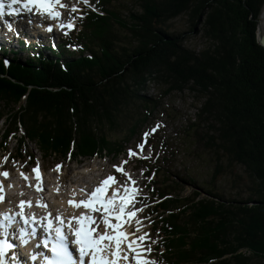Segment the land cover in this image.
Here are the masks:
<instances>
[{
  "label": "trees",
  "instance_id": "1",
  "mask_svg": "<svg viewBox=\"0 0 264 264\" xmlns=\"http://www.w3.org/2000/svg\"><path fill=\"white\" fill-rule=\"evenodd\" d=\"M134 1L139 10L126 13L122 2L100 0L101 14L84 15L76 54L45 57L32 47L41 54L13 52L7 65L9 51L0 47V149L14 137L20 161L32 157L29 143L44 159L72 150L77 158L115 157L124 146L111 134L129 141L159 108V98L144 94L148 84L161 85L164 97L188 91L200 107L182 133L186 155L209 168L202 182L192 173L171 180L156 168L152 194L165 200L152 225L162 263L264 264V48L257 40L264 0ZM184 14L205 48L190 50L184 35L166 29Z\"/></svg>",
  "mask_w": 264,
  "mask_h": 264
},
{
  "label": "rangeland",
  "instance_id": "2",
  "mask_svg": "<svg viewBox=\"0 0 264 264\" xmlns=\"http://www.w3.org/2000/svg\"><path fill=\"white\" fill-rule=\"evenodd\" d=\"M65 1L66 2L63 3V5H65L63 17L65 18V22L73 25V27L74 24L78 22L82 12L84 15H91L95 13L101 14L103 10L100 5V0H89L88 5H85L83 0ZM114 1L122 2L124 6L128 8L123 10L126 13L128 11L135 12L139 10V7L136 8L134 0ZM117 2L114 4L117 5ZM73 8L76 10L73 11ZM165 26L166 29L171 32L184 35V40H186L185 46L190 50L198 51L208 45V43L201 37L200 33L193 32V34H190L191 22L189 16L186 14L169 21ZM200 30L201 26L198 27V31ZM81 31L82 24L76 28L72 35H69V37H72L75 44L81 45V42L77 40V36ZM262 31H264V29H262ZM65 33L60 36H54L56 41L53 40V37H49V40H44V36L41 37L44 41H50L51 43L53 40L57 46L58 43L67 40L69 43V39L62 38ZM21 35H25L26 38L23 39ZM23 40L25 45L22 49L19 48L18 42ZM35 40L36 38L31 37L27 30L24 32L18 31L12 24L6 23L4 27L0 26V44L2 47L18 52L23 51L22 54L25 58H27L28 55L32 56V54H34L29 45H34L35 43L32 42H35ZM257 40H259L258 35ZM44 41L41 40L38 42ZM74 43L71 47H68V51L74 52L76 50ZM163 91L164 89H161V85L156 83L148 84L147 91L144 94L152 99L159 98L161 102L153 117L148 118L146 122H143L144 124L142 123L143 125L140 124L142 126L140 128L138 127L139 130L137 129V134L131 140L127 141L123 132H113L111 134V138L113 140L118 139L125 148V151H121L120 154L115 157H107L106 159L94 157L92 160L77 157H74V160H67L62 157H56V159H42L40 156L41 153L35 147L36 145L29 143L28 151L29 154L33 156V159H26L28 158L26 156L21 159H23L22 161H27L20 162L18 161L19 156L15 158L17 142L14 140V137H10L6 141L9 150L0 149V173H8L7 177L0 175V183L2 184L0 187L2 186V188L6 189V191L3 192V189L0 188V196L4 195L5 198H8L10 201L14 200L10 195L15 197L16 194H39V192L44 194L45 190H47L48 192L44 195L45 197H43V199L47 198L48 201H50L51 199H57V195L52 192L53 187L66 194L74 188L79 191L82 189L91 191L93 189L90 190L89 183H91L92 180L97 179L99 181L101 178H106L107 176L112 175L118 182L117 189L120 188V190H122L125 186L138 189V193L134 197V207L136 209H142L136 213V217L139 218L141 224L137 225L134 222L135 218H133L131 224H129L126 219L124 230L127 232V229L129 230L131 228L136 236L147 233L150 239L146 240L144 243L145 245H150L152 251L151 253H145V256L150 260L155 261L156 264H160L159 253L157 252L159 240H157L156 235L151 232L152 220L148 218L152 213L151 208L155 205V201L153 200V202L149 197L151 186L148 187V183L151 178L147 177L144 171L145 169L140 168V166L144 164L140 160H151V158L158 160V162H160V169L168 170L170 172H164V174H166L171 180L176 179V176L178 175L184 176L186 173H192L198 178L199 182H202L206 179L205 176L209 168L204 161L187 157L186 150H188V144L182 134L184 128L189 124V121L194 122L196 120L195 115L197 113V108L200 107V102L195 97L196 95L185 91L183 93L175 92L170 96L164 97L162 94ZM5 128L6 125L4 124V120L0 121V143L5 136ZM128 128H124L123 131L128 133L129 138ZM153 128L156 130L151 132L150 129ZM145 132H148L149 135L144 150L140 152L137 145L143 142V134ZM21 135H24L23 130L19 131L18 138ZM130 148L139 154L129 158L128 150ZM124 161H127V163H123ZM57 165H60L58 170ZM113 165H121L123 173H127V175H124L122 172H117ZM37 166L40 175L39 181L36 178V173L33 171ZM160 175H162V173H160ZM133 181L134 183H132ZM94 185L98 186L99 184L97 185L96 182ZM222 186L227 189V192H229V186H227L225 180H223ZM86 190H84V192H86ZM191 192V187L187 185L183 195L189 196ZM234 193L235 191L232 193L233 196H235ZM101 227L103 228V225H101ZM137 228H139V231H137ZM129 239H132V237L129 236Z\"/></svg>",
  "mask_w": 264,
  "mask_h": 264
},
{
  "label": "snow or ice",
  "instance_id": "3",
  "mask_svg": "<svg viewBox=\"0 0 264 264\" xmlns=\"http://www.w3.org/2000/svg\"><path fill=\"white\" fill-rule=\"evenodd\" d=\"M85 5L89 4V0H83ZM14 5H19V8H14ZM61 0H7V3L0 2V16L4 14L5 7L8 8V14L12 15L20 11V8L25 10H31L35 7L41 14H47L48 17L58 19L60 13L55 9L57 7H64ZM76 9L73 8V11ZM68 28H72L73 25H67ZM51 29H49L50 31ZM156 129H150L154 132ZM149 133L143 134V142L137 145V148L142 152L145 144L147 143V137ZM138 152L133 149L128 150L129 158L138 155ZM123 163H127L124 161ZM60 165H57V170ZM117 172L123 173L121 165H113ZM36 178L39 181V169L34 168ZM127 175V173H123ZM7 177L8 173H0ZM116 183L114 176L109 175L103 181L100 182L91 193L88 195V200H80L78 202L69 201V203L76 207H83L89 209L88 213H82L79 217L73 216L72 220H75V225L72 224V220L68 222V232L74 237L73 243L76 246L78 252V262L73 258V253L69 250L67 239L65 235L64 221L57 216L56 220L59 223L53 228L52 221H48L46 231L55 232V242L51 244L49 252L51 255L45 257L44 264H156L155 261L150 260L145 256V253H151L152 249L150 245H145V241L150 239L147 233L136 236L135 232L128 233L122 228V224L125 222L124 218L127 217V222L131 224L133 218L137 225L141 224L139 218L136 217V213L142 209H136L134 207V197L138 193V189L124 187V192L121 194L118 189H112L110 198L107 196L109 188ZM134 183V181L132 182ZM39 190V189H38ZM3 197L0 196V200ZM24 201H21V206L24 205ZM131 205V206H130ZM44 207V205H39ZM92 213H100L99 216H93ZM3 216V220L11 225L13 218L8 215L0 214ZM25 224L29 223V218L25 217L23 213L19 214ZM34 219V218H33ZM103 225L102 230H98ZM4 224H0V227H4ZM139 231V228H137ZM23 235V230H21ZM129 236L133 237L129 239ZM26 243V241H23ZM45 247H48V241H43ZM12 245L6 241H0V264H3V256L7 249ZM131 257V259H130ZM31 259L35 260L36 257L32 256Z\"/></svg>",
  "mask_w": 264,
  "mask_h": 264
},
{
  "label": "bare ground",
  "instance_id": "4",
  "mask_svg": "<svg viewBox=\"0 0 264 264\" xmlns=\"http://www.w3.org/2000/svg\"><path fill=\"white\" fill-rule=\"evenodd\" d=\"M62 1V4L65 3L66 1L65 0H61ZM67 6V5H66ZM59 7H57L55 10L57 11ZM65 8V7H64ZM59 13H62L60 11H58ZM263 13L261 14V17H260V28H259V31L260 33H262V29H264V8H263ZM63 15H64V12H63ZM61 17V16H59ZM30 21V22H29ZM24 24L23 26L24 27H28L29 30H32L34 32V35H36L38 38L42 39L41 35H39L36 30H40V28L37 27V24L40 23L39 20H33L31 18H27L25 19L24 21ZM46 25V23H45ZM8 27V26H7ZM45 28V27H44ZM6 31V30H5ZM16 33V32H15ZM41 41V40H40ZM36 42V40H35ZM32 45V44H31ZM26 169V168H25ZM101 180V179H100ZM96 182H98L97 179H94L92 183H90V190L91 189H94V187L96 185H94ZM0 185H2L0 183ZM2 188V186L0 187ZM77 188V186H76ZM117 189V187H114V185H112L110 188H109V193H111L112 189ZM3 189V192L6 191V189L2 188ZM84 190L86 189H82L81 191H79L78 189H72L70 192H68L67 194L65 192H61L59 191L57 188L53 187L52 189V192L57 195V199H51L50 201H48L47 198L44 199V202L45 204H48L50 206H56L58 207L57 212L59 213H63V214H69V217L74 215L76 212L77 214H81L82 213V208H76L74 206H72L69 201H75V202H78L79 199H81L84 194L86 193H90L91 191H87L84 192ZM3 199L2 200H5V196L3 195L2 196ZM14 198V197H13ZM11 199V198H10ZM3 204L0 202V213L1 212H4V211H8L7 209H5V206L1 207ZM92 215L95 217V216H99L100 213H92ZM125 222L122 224V227H123V230H124V227H125V224H126V220H124ZM102 225V224H101ZM103 228L101 227L100 230H102ZM125 231V230H124ZM126 232V231H125ZM127 232L128 233H132V229L130 228L129 230L127 229ZM133 238V237H132ZM19 250V249H17ZM21 257V258H20ZM3 264H25L24 263V259H23V256H19V254H14L13 252L8 255L6 252L4 253V256H3Z\"/></svg>",
  "mask_w": 264,
  "mask_h": 264
},
{
  "label": "water",
  "instance_id": "5",
  "mask_svg": "<svg viewBox=\"0 0 264 264\" xmlns=\"http://www.w3.org/2000/svg\"><path fill=\"white\" fill-rule=\"evenodd\" d=\"M259 28H260V25L258 27V34H257L258 38H259L258 42L264 48V31H262V33H260Z\"/></svg>",
  "mask_w": 264,
  "mask_h": 264
}]
</instances>
